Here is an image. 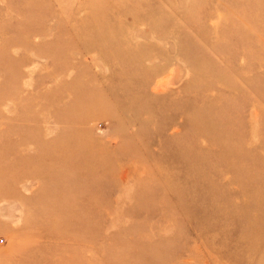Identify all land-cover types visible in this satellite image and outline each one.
Returning a JSON list of instances; mask_svg holds the SVG:
<instances>
[{
  "label": "rangeland",
  "instance_id": "rangeland-1",
  "mask_svg": "<svg viewBox=\"0 0 264 264\" xmlns=\"http://www.w3.org/2000/svg\"><path fill=\"white\" fill-rule=\"evenodd\" d=\"M0 264H264V0H0Z\"/></svg>",
  "mask_w": 264,
  "mask_h": 264
}]
</instances>
